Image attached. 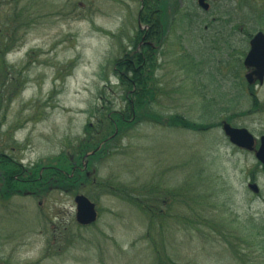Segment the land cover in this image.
<instances>
[{
  "label": "rangeland",
  "instance_id": "obj_1",
  "mask_svg": "<svg viewBox=\"0 0 264 264\" xmlns=\"http://www.w3.org/2000/svg\"><path fill=\"white\" fill-rule=\"evenodd\" d=\"M141 7L142 0H0V99L16 89L0 103L1 153L42 170L75 162L88 124L127 103L116 62L137 42ZM161 9L151 117L91 161L97 178L154 197L156 215L92 182L0 193V264H159L162 255L175 264H264V164L222 128L233 114L245 126L248 107L256 147L264 135V84L247 97L241 79L246 26L264 27V0H215L209 15L197 0H163ZM202 16L237 31H205ZM174 113L222 125L162 122ZM77 194L95 202V223L77 222Z\"/></svg>",
  "mask_w": 264,
  "mask_h": 264
},
{
  "label": "trees",
  "instance_id": "obj_2",
  "mask_svg": "<svg viewBox=\"0 0 264 264\" xmlns=\"http://www.w3.org/2000/svg\"><path fill=\"white\" fill-rule=\"evenodd\" d=\"M162 4L163 0H142L138 17L137 42L133 49L126 50L122 58L116 62L117 75L124 87L126 105L117 110L109 108L103 117H97L96 123L88 124L86 137L76 147L77 158L69 168H60V165L43 170L39 167L28 168L13 160L9 155L0 152V193L2 196L10 198L14 194H21L26 188L36 191L38 189L43 192L49 185L71 189L73 186L83 187L92 182L104 193L119 197L136 206L139 205L151 217L156 215L158 208L153 201L154 197H150V203L145 201L149 198L141 197L135 192L136 190L130 189L123 183L97 178L96 170L91 168V161L103 154L111 153L113 144L117 146L118 140L126 136L132 127L142 119L151 117V112L148 109L157 102L158 88L155 86V71L159 66L158 54L165 31L162 22ZM201 22L212 27V25H218L219 18L208 20L207 17L202 16ZM144 27L145 29H143ZM8 37L10 40L12 39L9 33ZM228 45L231 47L230 43ZM15 95L16 89L7 95H2L1 106L9 104ZM153 118L158 119V116L153 113ZM159 121L161 122V119ZM162 122L167 126L197 130H206L222 125L219 122L198 124L177 113L165 117ZM99 146L101 147L97 150ZM92 151L95 153L86 157ZM85 161H88L87 166H85ZM161 257L159 264H175L168 257L164 255Z\"/></svg>",
  "mask_w": 264,
  "mask_h": 264
},
{
  "label": "water",
  "instance_id": "obj_3",
  "mask_svg": "<svg viewBox=\"0 0 264 264\" xmlns=\"http://www.w3.org/2000/svg\"><path fill=\"white\" fill-rule=\"evenodd\" d=\"M198 4L204 10H208V0H198ZM251 50L248 57L245 59V64L256 67V70L248 74L251 80L253 74L258 76L260 82L264 81V34L258 33L251 42ZM223 130L230 142L240 148L248 149V151H255L256 157L261 164H264V135L260 138V145L256 148V137L250 130L244 127H234L230 123L223 124ZM101 146L97 148L100 149ZM95 151L86 155L94 154ZM251 189L258 192L259 188L256 184L249 185ZM76 203V220L80 225H91L98 220V210L95 202H93L85 194H77L74 198Z\"/></svg>",
  "mask_w": 264,
  "mask_h": 264
},
{
  "label": "flooded vegetation",
  "instance_id": "obj_4",
  "mask_svg": "<svg viewBox=\"0 0 264 264\" xmlns=\"http://www.w3.org/2000/svg\"><path fill=\"white\" fill-rule=\"evenodd\" d=\"M197 2H198V0H197ZM208 2H209L208 10H204L203 8H200V9L204 13H208V15H209V14H211V8H212L215 0H208ZM212 19H215V18H212ZM204 29H205V31H214L216 33L220 32V31H229L233 36H234L235 32L237 31L235 26L233 27L231 25H229V26L228 25H221L219 23H218V25H212V27H210L209 24H206ZM246 32H247V34H246L247 47H246V51H245V54H244V60H243L244 77H241V79L244 81L243 82L244 90H245L246 96L248 97V91H250L253 94L254 93L253 90L255 89L256 85H258V84L259 85H263L264 84V81L260 82V80L258 79V76L255 75V74H253L251 80H249L248 74L253 73L256 70V67L248 66V64H245V59L248 57V54H249V52L251 50V47H252L251 42H252L253 38L260 32L264 34V27L263 26L262 27H257L254 24H248L246 26ZM216 35H218V34H216ZM233 36H230V37H233ZM234 85L236 86L237 83H235ZM229 108H230V110L232 109L231 106H229ZM239 116H242V115H239ZM243 116L245 117L244 118L245 126L237 125V123L235 122L237 120V115L236 114H233L232 116H230L231 118H228V120H224L222 123L224 124L225 122H228L234 127H244V128H246L248 130V107L245 110V112L243 113ZM222 128H223V125H222ZM256 144H257V139H256ZM259 145H260V139H259ZM258 147H256V148H258ZM239 149L244 150V151H246L248 153V149H243V148H239ZM252 152H254V151H252Z\"/></svg>",
  "mask_w": 264,
  "mask_h": 264
}]
</instances>
